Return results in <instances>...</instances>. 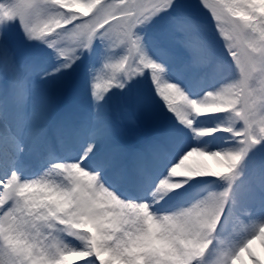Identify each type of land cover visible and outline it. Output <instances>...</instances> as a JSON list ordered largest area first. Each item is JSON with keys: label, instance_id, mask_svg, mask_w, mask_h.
<instances>
[{"label": "snow or ice", "instance_id": "1", "mask_svg": "<svg viewBox=\"0 0 264 264\" xmlns=\"http://www.w3.org/2000/svg\"><path fill=\"white\" fill-rule=\"evenodd\" d=\"M264 0H0V264H264Z\"/></svg>", "mask_w": 264, "mask_h": 264}, {"label": "bare ground", "instance_id": "2", "mask_svg": "<svg viewBox=\"0 0 264 264\" xmlns=\"http://www.w3.org/2000/svg\"><path fill=\"white\" fill-rule=\"evenodd\" d=\"M254 248L257 249L258 253H261V252H260V251H261L260 247H257L256 244L254 245ZM261 255H262V258H264V257H263V256H264V253L261 254Z\"/></svg>", "mask_w": 264, "mask_h": 264}, {"label": "rangeland", "instance_id": "3", "mask_svg": "<svg viewBox=\"0 0 264 264\" xmlns=\"http://www.w3.org/2000/svg\"><path fill=\"white\" fill-rule=\"evenodd\" d=\"M256 246H257V247H260V246H259V241L256 242ZM255 249H256V248H255ZM260 249H261V248H260ZM256 251H257V249H256ZM257 252H258V251H257ZM260 252H261V253H259V254H263V253H264V250H261ZM263 257H264V256H263Z\"/></svg>", "mask_w": 264, "mask_h": 264}]
</instances>
